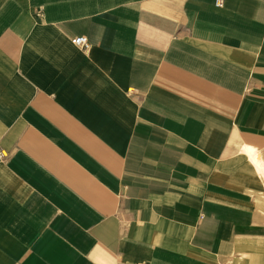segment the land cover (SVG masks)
<instances>
[{
    "label": "crops",
    "instance_id": "obj_1",
    "mask_svg": "<svg viewBox=\"0 0 264 264\" xmlns=\"http://www.w3.org/2000/svg\"><path fill=\"white\" fill-rule=\"evenodd\" d=\"M245 146L264 0H0V264H262Z\"/></svg>",
    "mask_w": 264,
    "mask_h": 264
},
{
    "label": "bare ground",
    "instance_id": "obj_2",
    "mask_svg": "<svg viewBox=\"0 0 264 264\" xmlns=\"http://www.w3.org/2000/svg\"><path fill=\"white\" fill-rule=\"evenodd\" d=\"M244 151L249 155L251 158V161L253 162L254 166L256 169L261 172L262 174L264 173V164L261 158H259L255 152L254 148L245 146Z\"/></svg>",
    "mask_w": 264,
    "mask_h": 264
},
{
    "label": "built area",
    "instance_id": "obj_3",
    "mask_svg": "<svg viewBox=\"0 0 264 264\" xmlns=\"http://www.w3.org/2000/svg\"><path fill=\"white\" fill-rule=\"evenodd\" d=\"M72 41L74 44L81 46V47H85L87 45L86 38L84 36H77V37L73 38ZM1 156H2V154L0 153V157Z\"/></svg>",
    "mask_w": 264,
    "mask_h": 264
},
{
    "label": "rangeland",
    "instance_id": "obj_4",
    "mask_svg": "<svg viewBox=\"0 0 264 264\" xmlns=\"http://www.w3.org/2000/svg\"><path fill=\"white\" fill-rule=\"evenodd\" d=\"M264 191V190H263ZM253 253H256V252H253ZM245 254H248V253H245ZM257 260H258V258H256ZM243 260H245V257H243ZM246 260H248V258H246ZM261 260H264V256H262L261 258H259V262L261 261ZM245 262V261H244ZM262 264H264V263H262Z\"/></svg>",
    "mask_w": 264,
    "mask_h": 264
}]
</instances>
